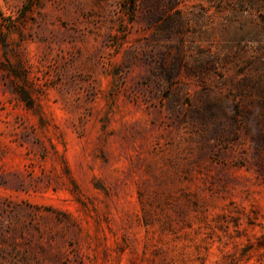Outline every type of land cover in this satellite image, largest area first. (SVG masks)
<instances>
[{
  "label": "rangeland",
  "instance_id": "obj_1",
  "mask_svg": "<svg viewBox=\"0 0 264 264\" xmlns=\"http://www.w3.org/2000/svg\"><path fill=\"white\" fill-rule=\"evenodd\" d=\"M0 264H264V0H0Z\"/></svg>",
  "mask_w": 264,
  "mask_h": 264
}]
</instances>
